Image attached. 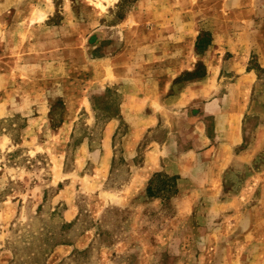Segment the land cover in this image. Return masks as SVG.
<instances>
[{
    "label": "rangeland",
    "instance_id": "obj_1",
    "mask_svg": "<svg viewBox=\"0 0 264 264\" xmlns=\"http://www.w3.org/2000/svg\"><path fill=\"white\" fill-rule=\"evenodd\" d=\"M240 2L0 0V264H50L57 245L86 233L85 247L53 264H264V142L251 147L264 127V69L244 93V141L219 177L199 152L182 157L186 174L172 170L175 151L146 183V174L131 182L170 132L162 120L136 131L134 119L152 111L148 84L168 77L165 37L178 35L181 71L169 90L149 92L196 96L191 113L202 115V102L236 79L222 70L203 81L212 58L228 55L213 46L211 22ZM110 60L120 75L111 83ZM175 116L174 139L188 140ZM196 124L214 128L212 116Z\"/></svg>",
    "mask_w": 264,
    "mask_h": 264
},
{
    "label": "crops",
    "instance_id": "obj_2",
    "mask_svg": "<svg viewBox=\"0 0 264 264\" xmlns=\"http://www.w3.org/2000/svg\"><path fill=\"white\" fill-rule=\"evenodd\" d=\"M232 8L230 11L238 10L234 11L235 13L233 12V16L211 22V24H216V26L211 27L213 46L219 45L223 49L221 53H227L228 55L226 57L220 55L221 58L216 61L215 58H212L208 76L203 81L212 84L214 77L217 81L216 73L220 74L222 70L234 73L236 79L234 82L232 81L233 83H229L226 86L224 93H218L216 97L202 102L200 105L202 115H197L196 112L191 113L196 111V96H189V100L186 103L182 96L184 92H181L174 98H167L161 101L160 93L157 94V91L149 92V90L156 88L162 89V92L169 90L174 82L173 79L181 71L180 48L178 47L179 44L174 42L178 35L172 33L165 37L167 43L163 44L166 51L163 56L165 60L161 71L163 75L168 74V77H161L156 85L148 84L146 97L152 107V111L144 115H135L134 119L139 121L136 131H144V129L150 128L155 125V120L158 121L155 125L158 127L159 121L162 120V127L170 129V132L167 138L162 141H156L155 144L146 150L144 162L136 170V175L135 173L133 174L131 182L133 180L136 182L135 179L139 174H146V179L143 182L146 183L147 178L161 167V156L173 154L175 151L178 153L175 157L177 165L174 162L171 163L169 167L172 170L176 171V168L181 165L182 173L186 174L189 171V167L188 163H185L186 161H182V157H186V154L199 152L202 157L208 158L211 168L216 169L217 173L213 174V180L219 177L218 167L221 166L220 170L223 169L227 164L229 155L244 141L243 117L246 110L244 93L249 90L256 79V66L264 68V0H242L240 4ZM188 23L190 26L196 25V20H191ZM185 35L184 39L188 41H194L196 38L188 36V34ZM170 40L173 42H169ZM252 59H254V65H252ZM110 61L112 64V78L109 83L120 80L116 64L112 60ZM156 100H158V105ZM183 108H185V111H178L183 110ZM165 111L169 114L164 115ZM123 113H125L124 110ZM177 113L181 119L188 122L186 127L192 131L188 140L182 138L183 142L174 139L176 135L174 133V130H176L174 118ZM201 116H212L214 128L211 133H208L204 126L194 125ZM170 119H172L171 122ZM110 124L107 126L111 130L113 126H109ZM263 129L264 127L260 126L255 131L254 142L251 146L252 151H256L262 145L261 143L264 142ZM130 143L131 141L127 142L126 149L132 155L131 148H129L132 147ZM184 143L187 144V147ZM68 212L66 211L65 214L67 215ZM70 215H73L71 210ZM88 237L89 234H82L75 240L74 244L64 243L57 245L52 252V258L49 263L53 264L68 255L74 247H85Z\"/></svg>",
    "mask_w": 264,
    "mask_h": 264
},
{
    "label": "trees",
    "instance_id": "obj_3",
    "mask_svg": "<svg viewBox=\"0 0 264 264\" xmlns=\"http://www.w3.org/2000/svg\"><path fill=\"white\" fill-rule=\"evenodd\" d=\"M257 68L259 69V70H263L264 68L263 67H261V66H257ZM156 175H160L159 173L158 174H156ZM176 178L177 177H172L171 179H175L176 180ZM147 192H148V194L150 195V196H152V195H156V194H158L157 192H154L153 191V187H152V184L150 183V185L148 186V188H147Z\"/></svg>",
    "mask_w": 264,
    "mask_h": 264
}]
</instances>
